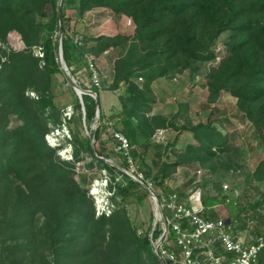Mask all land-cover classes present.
I'll list each match as a JSON object with an SVG mask.
<instances>
[{"label": "trees", "instance_id": "16d2710c", "mask_svg": "<svg viewBox=\"0 0 264 264\" xmlns=\"http://www.w3.org/2000/svg\"><path fill=\"white\" fill-rule=\"evenodd\" d=\"M67 4L77 7L78 18L95 8L110 9L118 22V34L86 37L77 42L68 35ZM128 21L131 27L127 26ZM9 29L19 31L29 48L39 44L43 57H33L27 49L0 51L6 56L2 61L0 53V264H23L29 252L44 245L57 257L70 256L71 264H121L117 257L122 248H125L128 264H146L145 257L153 264H161L148 233L128 215L122 217L117 209L96 217L87 191L72 178L75 165L58 160L55 150L45 140L50 131L49 122L59 124L54 113L48 116L50 109L52 112L55 109L53 93L50 94L53 77L63 73L56 34L62 32L63 56L71 74L84 68L89 80L87 53L99 55L112 47L120 50V57L114 63L112 87L124 86L126 96L121 97L122 127L115 129L130 141V156L134 161L141 157L136 148L140 146V139H144L146 152L154 133L164 128L167 120L160 114L149 115L152 84L180 68L195 71L194 64L215 60L217 54L212 46L222 34L229 32V56L211 75L208 100L216 102L223 90H229L237 98L239 111L251 122L264 144V0H0V43ZM41 61L44 66L40 70ZM139 78L145 80L143 87L135 81ZM90 85L98 98L84 94L83 104L77 102L80 113L74 117V121L79 122H83L84 117L88 128L96 116L97 106L100 119L107 124L100 106L99 88L91 81ZM29 91L36 92L38 97H29ZM83 106L85 115L81 110ZM12 113L22 118L23 125L5 137ZM106 127L98 126L92 131L95 141H101ZM183 128L190 131L196 141L195 145L188 146L187 155L174 151L171 152L172 162L163 161V145L159 144L152 166L146 170L140 167V172L159 188L165 186L179 166L196 161L206 163L216 156L215 148L224 150L225 142L210 124ZM68 144L75 146L76 161L82 158L80 146L95 157L89 138L80 141L75 135ZM99 153L105 156L102 150ZM118 153L123 158V166L128 168V158ZM104 166L113 170L107 163ZM253 176L255 180H264V156ZM136 188L141 187L126 175L122 183L111 182L113 206L119 205L118 198L126 200L133 195ZM168 192L174 191L168 189ZM227 198L236 203L233 195L223 192L221 200L203 196V216L206 219L222 216L225 207H215L225 204ZM261 204V200L256 201L251 207L256 211ZM257 217L264 220L262 215ZM239 228H247V224L241 222ZM107 238L116 241V247L108 250L104 260L100 261L97 254L94 259L87 257L98 248V239ZM258 259L264 264V250ZM46 264L52 263L47 261Z\"/></svg>", "mask_w": 264, "mask_h": 264}, {"label": "rangeland", "instance_id": "374dc122", "mask_svg": "<svg viewBox=\"0 0 264 264\" xmlns=\"http://www.w3.org/2000/svg\"><path fill=\"white\" fill-rule=\"evenodd\" d=\"M65 7L69 19L67 24L70 27L68 35L74 37L79 43L86 37H114L119 32L118 22L110 9L95 8L78 18L77 7L69 4ZM47 8L50 10L49 4ZM131 25V22L128 21L127 26L131 27ZM229 36V32L222 34L212 46V50L217 54L215 60L194 64L195 71L190 68H180L173 75L161 78L152 84V93L149 96L153 102L150 106L149 115L150 117H157L160 114L167 120L164 128L156 130L154 133L146 152L143 146L144 139H140V146L138 145L139 147L136 148H139L141 157L135 159L134 162L139 170L140 167L142 170L151 167L157 151L156 145L159 144L163 145V161L172 162L171 152L174 151L181 155H187L188 146L195 145L196 141L193 134L183 127L190 128L200 123L210 124L216 132L220 133L221 139L225 142L224 150L215 148L216 156H213L206 163L196 161L190 165L179 166L176 172L166 180L165 186L158 188L164 192H168L170 189L179 195L183 193V197H186L187 193L196 188L202 189L203 196L217 197L218 200L222 199V192L225 195H233L236 203L230 200L215 207H225V209L222 208L223 215L218 217L225 218L227 221H230L229 217L233 219V229H236L235 224L245 222L249 231L262 233L264 232V220L261 221L257 216L262 215L264 217V180H255L253 175L264 156V144L251 122L239 111L237 98L229 90H223L216 102L210 103L208 100L210 95L208 82L211 75L220 66L222 60L229 56L227 47ZM38 40L41 41L40 38ZM26 43L19 31L9 29L3 42L0 43V51L4 50L9 53L27 49L26 51L30 52L33 57L42 59L43 52L40 45L29 48ZM119 57L120 50L113 47L99 55L92 53L85 55L86 61L92 59L93 66L101 77L99 101L107 123L105 124L100 119V108L97 106L99 112L96 111V116L89 128L84 123V117L83 122L74 121V117L80 113L78 100L82 104L81 98L75 91V86L96 100L98 95H95L91 89L86 69L77 70L72 75L70 70H64L60 63L63 73L54 75L50 90V94L53 93L55 109L53 112L50 109L48 114V116H52L54 113V119H58L59 124L55 125L53 120L49 122L50 131L45 136V140L48 146L55 150L58 160L75 165V174L72 178L83 191H87V197L93 201L97 218L105 213L109 215L118 209L119 215L122 217L128 215L133 223L145 231L151 223V217L154 221L155 209L146 191L142 187L136 188L133 195L126 200L118 198L119 205L114 204L113 206L111 201L113 191L109 189L111 182L122 183L123 176L129 177L128 173L130 172V169L127 171V168L123 166V158L118 155L117 143L111 135L112 128L122 127L121 122L124 118L121 97L126 96V89L124 86L118 89L112 87L114 63ZM5 60L6 56L2 53V61ZM43 66L44 63L41 61L38 68L41 70ZM71 80H74L76 85L72 84ZM135 81L140 87H143L145 82L142 78ZM27 95L32 98L38 97L34 91L27 92ZM81 110L85 115L83 107ZM41 122L44 123L43 117ZM22 125L23 120L18 114H10L5 137H9L11 131ZM102 125H107V127L101 133V141H95L92 131ZM75 135L80 141H83L84 138H89L92 141L95 157L90 156L80 146V157L82 158L80 161L75 160V146L68 144L71 139L75 138ZM215 136L218 138L217 134ZM100 150L105 153V156H101ZM105 163L111 166L113 170L106 169ZM155 171L156 169H154V173ZM224 185H227L229 189L225 190ZM221 187L224 191L221 190ZM141 195L143 196L142 200L139 199ZM260 200L262 204L255 211L251 206ZM115 242L109 238L98 239V248L93 249L87 257L94 259V254H97L100 261L104 260V255L108 250L116 247ZM124 249H121L122 252L117 259L121 264H128V257ZM83 253L85 256V251ZM70 258V256L57 257L53 254V250L51 253L48 245H44L33 252H29L23 264H46L47 261L52 264H71ZM145 258H147L146 264H153L148 257ZM256 262L260 264V259ZM73 264H77V262H73Z\"/></svg>", "mask_w": 264, "mask_h": 264}, {"label": "built area", "instance_id": "2783aa9c", "mask_svg": "<svg viewBox=\"0 0 264 264\" xmlns=\"http://www.w3.org/2000/svg\"><path fill=\"white\" fill-rule=\"evenodd\" d=\"M56 37L59 43L62 42L60 32ZM87 63L91 72L88 81L99 88L100 74L93 66L92 59ZM112 129L111 135L117 143L116 151L128 158L129 167L126 170L130 169L129 177L146 191L154 204V221L145 231L161 264H255L264 250V233L245 239L236 236L233 224L227 219H206L203 216L205 208L201 188L190 191L186 197L159 190L153 181L140 172L131 158L132 146L128 138ZM224 189L228 190L229 187L224 185ZM226 201L229 202L230 198Z\"/></svg>", "mask_w": 264, "mask_h": 264}, {"label": "water", "instance_id": "95a60500", "mask_svg": "<svg viewBox=\"0 0 264 264\" xmlns=\"http://www.w3.org/2000/svg\"><path fill=\"white\" fill-rule=\"evenodd\" d=\"M60 34H61V38H62V32H60ZM59 56H60V63L62 64L64 70L67 71L68 70V67L66 65V62H65V59H64V56H63L62 42L59 43ZM71 83L74 84V85H76L75 82H74V80H71ZM75 91L78 94V96L81 98V101L83 103V94L84 93L82 92V90L78 89L76 86H75ZM83 110L85 111L84 106H83ZM97 110H99V109L97 108Z\"/></svg>", "mask_w": 264, "mask_h": 264}, {"label": "crops", "instance_id": "0c3cea01", "mask_svg": "<svg viewBox=\"0 0 264 264\" xmlns=\"http://www.w3.org/2000/svg\"><path fill=\"white\" fill-rule=\"evenodd\" d=\"M229 220L231 221V223L234 221L233 219H230V217H229ZM239 226H240V224H235V228L236 229H233L234 230V233L236 234V236H242L245 239H249L251 236H255L257 234H260V233H256L255 231H252L251 232L247 228H243V229L242 228H239ZM255 264H257V262H255Z\"/></svg>", "mask_w": 264, "mask_h": 264}]
</instances>
